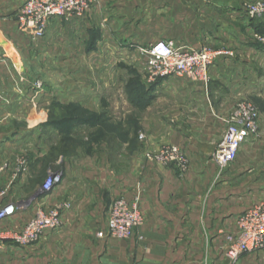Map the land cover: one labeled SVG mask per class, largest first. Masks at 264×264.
I'll use <instances>...</instances> for the list:
<instances>
[{"label":"crops","instance_id":"crops-1","mask_svg":"<svg viewBox=\"0 0 264 264\" xmlns=\"http://www.w3.org/2000/svg\"><path fill=\"white\" fill-rule=\"evenodd\" d=\"M246 1L97 0L82 18L50 20L38 50L61 62L62 71L50 74H60L65 84L46 83L43 91L50 98L56 92L63 104L70 101L69 75L75 69L76 74H100L116 65L142 78L143 59L135 49L139 46L172 40L188 50L209 48L231 55L220 56L210 68L207 86L175 77L150 85L144 101L160 107L162 95H173L178 110L168 122L178 125L171 128L167 114L152 113L144 122L143 151L126 153L124 169L112 167L105 151L93 146L89 153L69 159L72 165L69 160L63 165L61 182L50 193L36 195L37 190L35 204L15 203L16 213L3 222V231H18L38 210L58 204L66 206L62 227L37 245L19 247L0 240V264H264L254 254L236 262L226 257V239L236 231L239 215L261 201L240 200L231 191L229 174L213 161L232 111L230 98L256 91L253 61L264 54L253 39L264 33V17H247ZM24 2L0 0V123L45 118L37 110L38 71L26 57L36 45L14 18ZM9 135L11 140H32L37 133L15 129L2 138ZM165 145L185 154L184 171L144 161V151ZM4 174L0 171V180ZM27 185L21 175L14 186L22 192ZM117 196L138 197L143 216V223L125 240L106 234V212Z\"/></svg>","mask_w":264,"mask_h":264},{"label":"rangeland","instance_id":"rangeland-1","mask_svg":"<svg viewBox=\"0 0 264 264\" xmlns=\"http://www.w3.org/2000/svg\"><path fill=\"white\" fill-rule=\"evenodd\" d=\"M255 1L248 0L245 3ZM14 18L16 20V17ZM45 35L36 41L29 38L30 44L36 45L37 48L34 47L35 49L29 51L26 56L27 60L32 62L31 66L38 71L35 79L37 85L39 84L36 94L37 110L43 111L44 120L26 123L9 119V122L0 123V171L5 173L3 180H0V193H4L2 205L17 202H22L23 204L17 203L21 206L35 204L38 200V197H35L36 191L49 174H59L62 178L63 165L69 159H76L82 153H89L93 146L105 151L108 162L112 161V167L124 169L128 163L126 153L143 151L147 129L144 122L152 113L167 114L166 125L171 128L178 125L175 122H168L178 110L173 95L171 97L162 95L161 98L164 100L159 99L160 107L149 101L145 102L151 84L144 78V73L141 78L126 73L116 65L108 66L106 70L102 69L100 74H76L75 71L78 70L75 69L74 73L70 72L69 75V103L63 104L57 100L60 95L56 92L52 94L55 97L50 98L51 94L47 95L46 91H43V86L51 82L59 86L65 83L61 82L60 74L58 76L50 74V71L59 73L62 71L61 62L59 60L53 62L46 52L38 50L39 45L46 39ZM260 35L264 36V33ZM256 44L261 46L260 43ZM253 66L256 91L252 94L235 93V96L230 98L232 106L230 111L243 101L252 104L258 113L259 135L241 147L237 158L231 164L226 168L219 166L218 168L229 174L231 191H236L239 199L244 197L248 202L259 199L264 203V54L258 60L254 58ZM72 70L73 68H70V71ZM215 101L212 99L213 103ZM15 129H22L28 134L36 132L37 135L32 140H11L10 135L2 138L3 133ZM64 132H69L70 136H63ZM224 133L225 126L219 144ZM140 135H143V140L139 139ZM11 146V150L8 151ZM35 154L38 158L34 161ZM115 162H118L117 165ZM69 164L72 165L71 160ZM21 175H25L28 180V185L22 192L14 186ZM38 194L37 192L36 195ZM116 198L120 197H115L112 202ZM64 206L65 204H58L53 208L61 207L62 212ZM41 242L42 239L34 245Z\"/></svg>","mask_w":264,"mask_h":264},{"label":"built area","instance_id":"built-area-1","mask_svg":"<svg viewBox=\"0 0 264 264\" xmlns=\"http://www.w3.org/2000/svg\"><path fill=\"white\" fill-rule=\"evenodd\" d=\"M97 0H25L16 15L18 28L33 40L41 39L53 18L70 20L88 14ZM243 12L249 18L264 16V0H256L243 5ZM256 43L264 45V36L254 34ZM142 57L144 78L148 84L175 77L207 86L210 81V68L222 55L209 48L188 50L172 40L158 42L136 48ZM39 87V84L37 85ZM222 142L214 152L217 166L226 168L238 156L241 147L259 135L258 113L249 102L236 105L226 120ZM143 140V135L139 136ZM147 164L170 167L184 171L188 165L185 154L176 146L165 145L154 151L143 153ZM61 182L59 174L51 173L38 190L39 194L50 193ZM4 193H0V240H9L19 247L38 243L49 232L62 227L61 207L43 208L18 231H3L2 224L16 213L12 203L2 205ZM106 234L109 237L126 239L143 223L139 198H116L106 212ZM102 236V234H98ZM226 257L236 262L242 256L254 254L264 259V203L256 204L237 219L236 231L227 236Z\"/></svg>","mask_w":264,"mask_h":264},{"label":"trees","instance_id":"trees-1","mask_svg":"<svg viewBox=\"0 0 264 264\" xmlns=\"http://www.w3.org/2000/svg\"><path fill=\"white\" fill-rule=\"evenodd\" d=\"M261 32H263V30H262ZM63 121H68V122H69V120H63ZM63 121H61V122H63ZM64 133H65V134H64ZM64 133H63V136H64V135H66L67 137L70 136L69 132H64Z\"/></svg>","mask_w":264,"mask_h":264}]
</instances>
